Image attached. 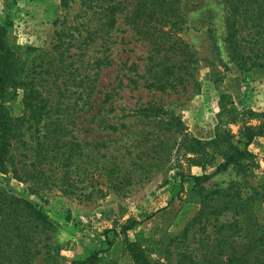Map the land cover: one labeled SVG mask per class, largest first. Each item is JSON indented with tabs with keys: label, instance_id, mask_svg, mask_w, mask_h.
I'll list each match as a JSON object with an SVG mask.
<instances>
[{
	"label": "rangeland",
	"instance_id": "1",
	"mask_svg": "<svg viewBox=\"0 0 264 264\" xmlns=\"http://www.w3.org/2000/svg\"><path fill=\"white\" fill-rule=\"evenodd\" d=\"M182 9L186 22L177 35L196 59L183 81L163 89L150 85L156 62L164 59L150 58L148 43L118 13L104 42L83 53V59L109 60L89 70L95 82L88 107L71 112L66 107L75 109L77 96L60 97L62 110L50 114L68 117L55 137L46 132L41 139L52 143L49 151L57 157L36 163L31 128H22L14 155L26 172L20 179L0 174V191L27 200L45 223L20 224L25 239H16L14 230L7 238L9 229L0 225V264H69L93 252L94 264H143L126 243L142 248L163 232L169 238L163 247L148 246L151 264H220L227 258L225 242L239 238L234 227L224 232L218 226L240 221L243 214H211L204 203L223 195L235 201V190L248 197L244 218L250 213L264 224V136H255L246 146L248 155L234 166L199 184L190 178L212 173L222 161L209 143L216 133L229 134L242 149L241 127L258 123L251 114L264 110V61L255 57L264 52L262 43L255 33L240 30L241 49L251 54L245 69L238 68L224 42L222 3L183 0ZM77 11L78 0H68L67 7L61 0H0V23L10 20L9 43L39 48L48 45L65 14L70 21ZM70 52L79 55L77 49ZM257 60L260 66H249ZM65 87V94L75 91L74 85ZM7 106L11 116L21 115L20 91ZM194 139L200 142L197 153ZM123 226L130 228L123 232Z\"/></svg>",
	"mask_w": 264,
	"mask_h": 264
},
{
	"label": "trees",
	"instance_id": "2",
	"mask_svg": "<svg viewBox=\"0 0 264 264\" xmlns=\"http://www.w3.org/2000/svg\"><path fill=\"white\" fill-rule=\"evenodd\" d=\"M182 1L78 0V11L73 18L68 21L65 14L59 22V29L54 31L48 45L39 48L9 43L6 39V29L10 25V20L6 18L3 23H0V174L3 179H20L22 170L26 172L24 164L16 160L14 155L16 143L22 142V128L25 125L31 128L34 136L35 146H32V151H34L33 157L36 163L45 164V159L57 157L49 151L52 143L45 144L41 139L46 132L53 133L55 137L57 130L65 127L68 117L64 121L66 117L51 118L50 114L62 110L59 108L62 105V101L58 100L60 97L77 96L79 102L75 104L76 108L66 107L72 109L71 112L88 107L95 82V73L90 74L89 70L107 65L109 60L107 56L95 57L91 60L83 59V53L90 45L95 46L97 41L101 44L104 42L103 36H108L109 31L114 28L116 14H123L135 33L148 43L150 58L157 59L160 55L161 59H164L163 62H156L159 67L154 71L150 85L163 89L167 85L173 86V83L183 81V77L195 64L196 59L188 50L187 44L177 35L186 22ZM219 1L225 11L226 49L236 66L245 69L246 61L250 60L251 53L245 54L241 49L243 46L240 41V30L255 33L260 38L264 49V0ZM67 2L68 0H61V5L67 7ZM76 18H80V22L77 23ZM247 23L248 26H246ZM72 48L77 49L79 55L71 53ZM32 52L35 53L29 56ZM74 56L76 59L73 58ZM255 57H260L264 61V52ZM260 65L259 60L249 64V66ZM131 69L134 70V66H131ZM169 78L170 82L173 81L172 84H169ZM129 82L135 83L136 80L130 78ZM67 84L74 85L75 91L65 94ZM18 91H20L22 113L13 117L9 114L7 104L8 101L17 97ZM147 110L153 111L154 108L141 111ZM71 115L73 114H66V116ZM251 115L258 119V123L241 127L242 149L229 141V134L216 133L214 138L210 139L209 143L215 148L214 152L222 158V161L210 174L190 175L195 184L207 180L215 172L225 170L229 165L234 166L238 160L248 155L246 146L251 140L255 136H264V110ZM57 139L52 140L56 148L59 147ZM194 141L193 152L197 153L200 150V142L196 139ZM1 191L0 225L9 229L7 238L11 239L10 230L15 231L16 239L26 238L27 231H24L20 224L27 225L35 221L38 224L45 223L44 214L27 200ZM235 193V201L231 200L233 196L223 195L222 200L212 199L211 201L215 200L213 204L204 203V206L209 209L208 213L211 214H220L224 211H231L234 215L243 214L240 221L233 220V224L222 222L218 226L224 232L234 227V232L239 238L236 243L233 239L225 242L227 246L223 252L227 258L224 262L220 261V264H264V224L250 213L247 218H244L247 213L245 211L248 197L242 199L237 190ZM209 199L203 196V201H209ZM128 228L130 226H123L122 231L125 232ZM165 239L169 238H166V233L163 232L155 242L152 239H146V244L142 248L133 242H127L126 247L135 261L151 264L145 256L152 250L148 246L159 243L161 248L164 246ZM97 259V253L93 252L69 264H94Z\"/></svg>",
	"mask_w": 264,
	"mask_h": 264
}]
</instances>
